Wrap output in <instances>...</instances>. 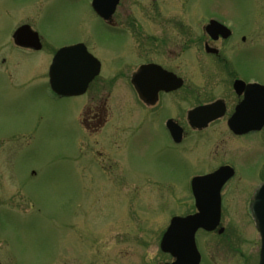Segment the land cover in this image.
<instances>
[{
    "label": "rangeland",
    "instance_id": "rangeland-1",
    "mask_svg": "<svg viewBox=\"0 0 264 264\" xmlns=\"http://www.w3.org/2000/svg\"><path fill=\"white\" fill-rule=\"evenodd\" d=\"M190 2L227 14L252 7L251 0ZM13 13L32 20L43 36V50L26 52L15 45ZM117 40L107 36L91 0H0V254L9 253L2 264L166 260L161 235L171 215L191 208L189 179L204 169L195 159L199 155L179 153L159 130H132L129 138L123 136L120 154L124 178L138 179V185H112L94 164L104 162L103 143L93 162L78 121L87 95L58 97L49 86L57 50L83 42L103 60ZM248 164L238 168L242 190L224 189L225 232L199 233L202 264H258L260 234L244 213L258 173L255 161Z\"/></svg>",
    "mask_w": 264,
    "mask_h": 264
},
{
    "label": "flooded vegetation",
    "instance_id": "flooded-vegetation-1",
    "mask_svg": "<svg viewBox=\"0 0 264 264\" xmlns=\"http://www.w3.org/2000/svg\"><path fill=\"white\" fill-rule=\"evenodd\" d=\"M190 1L99 0L96 9L95 0H91L107 36L119 43L107 48L106 55L102 52L100 60L85 43L77 42L99 61V69L85 92L68 97L87 95L78 121L87 135L88 148L94 152L93 162L98 145L103 143L104 162L94 164L112 185L124 181L138 185V179L124 178L126 165L120 154L123 136L129 138L132 130H159L179 153L199 155H194L195 159L204 169L191 173V208L171 215L166 229L173 217L197 212L192 189L195 177L219 169L231 173L220 189V224L213 230L198 228L195 232L201 257L198 264H202L205 256L199 247V233L225 232V227L219 231L223 206L227 208L228 202L224 189L232 185L242 190L240 165L255 161L253 171L258 173L244 202V213L251 218L253 193L264 182V0H251V8L230 14ZM5 14L9 23V10ZM11 19L18 21L11 34L17 47L26 52L43 50V36L32 28L27 15L13 13ZM34 32L39 48L20 43L35 40ZM218 184V180H209L200 186L212 192ZM164 253L166 260L160 264L178 258L170 251ZM8 257V252L5 258L0 254V264Z\"/></svg>",
    "mask_w": 264,
    "mask_h": 264
},
{
    "label": "water",
    "instance_id": "water-1",
    "mask_svg": "<svg viewBox=\"0 0 264 264\" xmlns=\"http://www.w3.org/2000/svg\"><path fill=\"white\" fill-rule=\"evenodd\" d=\"M98 3L99 0H95L96 9ZM33 34L35 40L20 43L39 48L38 35L36 32ZM98 69L99 61L86 50L83 44L63 47L57 52L50 66L51 87L53 91L62 96L81 94L85 92L88 83L97 74ZM230 175L231 173L225 169H219L214 173L194 179L193 191L199 211L186 217H174L161 242L163 250L178 256L177 261L172 264L199 263L200 257L194 239L195 232L200 227L212 230L219 224L221 218L220 189ZM209 180L219 182L212 192L209 187L200 186ZM210 194H213V199L209 198ZM251 209L261 235L259 264H264V182L260 184L253 196ZM219 231L222 232L223 227ZM181 236L184 237V241L179 240Z\"/></svg>",
    "mask_w": 264,
    "mask_h": 264
}]
</instances>
